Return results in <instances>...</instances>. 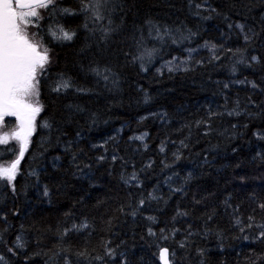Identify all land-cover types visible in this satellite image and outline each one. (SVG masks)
<instances>
[{"label":"trees","instance_id":"16d2710c","mask_svg":"<svg viewBox=\"0 0 264 264\" xmlns=\"http://www.w3.org/2000/svg\"><path fill=\"white\" fill-rule=\"evenodd\" d=\"M80 7L29 17L50 62L0 178V264H159L163 248L264 264V0H110L98 22ZM16 128L0 123V168Z\"/></svg>","mask_w":264,"mask_h":264},{"label":"snow or ice","instance_id":"6c2138e0","mask_svg":"<svg viewBox=\"0 0 264 264\" xmlns=\"http://www.w3.org/2000/svg\"><path fill=\"white\" fill-rule=\"evenodd\" d=\"M109 2L110 0H79L81 5L79 11L91 13L89 19H94L97 22L102 21L105 16L101 9L106 8ZM55 4L56 0H15V4L13 0H0V123L6 116H14L19 121L18 128L11 133V137L20 142L19 157L10 168L0 169V178H6L9 183L15 179L19 158L24 155L29 138L35 129V117L41 111L37 76L50 62L48 49L39 50L40 45L29 37L28 26L32 24L29 17L40 19L37 9L49 8ZM62 11L75 14L67 8ZM108 22L111 24L110 19ZM102 31L107 33L109 29L102 28ZM60 33L59 36H56V33H52V35L56 39L63 40H71L75 35L74 32L69 33L63 28L60 29ZM148 55H151V52ZM253 59L255 60L256 57ZM99 74L97 72V75ZM104 78L107 79V77ZM70 86L68 80H62L53 91L59 92ZM253 86L255 87V85ZM137 139L142 140L143 137H137ZM7 142V134L0 136V143ZM260 207L264 209V204H261ZM260 227H264V225ZM261 236H264V232H261ZM167 255V249H162L160 258L163 264H168ZM0 259L3 258L0 257Z\"/></svg>","mask_w":264,"mask_h":264},{"label":"rangeland","instance_id":"374dc122","mask_svg":"<svg viewBox=\"0 0 264 264\" xmlns=\"http://www.w3.org/2000/svg\"><path fill=\"white\" fill-rule=\"evenodd\" d=\"M32 41H33V40H32ZM33 42H35V41H33ZM35 43H36V42H35ZM39 50H41V49H39ZM41 51H43V50H41ZM182 64H183V61H181V60H179V61L172 60V61H170L168 64H166L165 67H166V69H178V68H180V67L182 66ZM16 129H17V128H16ZM0 133H1V131H0ZM0 136H2V135L0 134ZM17 143H18V146H19V142H18V141H17ZM11 165H12V163H10V164H8V165H4V166L1 167L0 169L10 168Z\"/></svg>","mask_w":264,"mask_h":264},{"label":"water","instance_id":"95a60500","mask_svg":"<svg viewBox=\"0 0 264 264\" xmlns=\"http://www.w3.org/2000/svg\"><path fill=\"white\" fill-rule=\"evenodd\" d=\"M13 3L15 4V0H13ZM6 117H8V116H6ZM12 117H14V116H12ZM14 118H15V120H16V125H17V128H18L19 121L17 120L16 117H14ZM32 134H33V132H32ZM32 134H31V136H32ZM31 136H30V137H31ZM29 139H30V138H29ZM17 141H18V140H17ZM18 142H19V141H18ZM27 145H28V144H27ZM19 148H20V142H19ZM26 149H27V147H26ZM25 151H26V150H25ZM24 153H25V152H24ZM18 157H19V153H18ZM18 157H17V158H18ZM17 158H16V159H17ZM16 159H15V160H16ZM21 159H22V157L19 158V162L21 161ZM15 160H14V161H15ZM14 161H13V162H14ZM13 162H12V163H13ZM17 166H18V165H17ZM163 249H165V248H163ZM161 250H162V249H161ZM161 250L159 251V255H158V258H159V264H163V261H162L161 258H160ZM167 252H168V251H167ZM167 259H168V264H172V263H171V260H170V257H169V253H168V255H167Z\"/></svg>","mask_w":264,"mask_h":264}]
</instances>
